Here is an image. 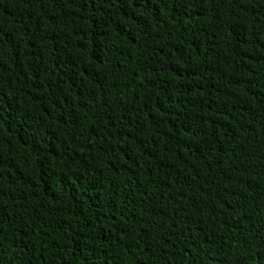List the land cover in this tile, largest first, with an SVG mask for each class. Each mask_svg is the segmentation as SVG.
<instances>
[{
	"label": "trees",
	"instance_id": "trees-1",
	"mask_svg": "<svg viewBox=\"0 0 264 264\" xmlns=\"http://www.w3.org/2000/svg\"><path fill=\"white\" fill-rule=\"evenodd\" d=\"M0 264H264V0H0Z\"/></svg>",
	"mask_w": 264,
	"mask_h": 264
}]
</instances>
